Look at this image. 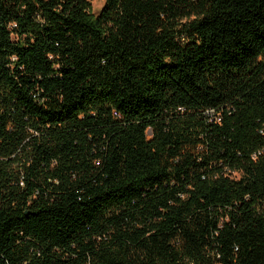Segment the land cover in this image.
I'll return each instance as SVG.
<instances>
[{
  "label": "trees",
  "instance_id": "1",
  "mask_svg": "<svg viewBox=\"0 0 264 264\" xmlns=\"http://www.w3.org/2000/svg\"><path fill=\"white\" fill-rule=\"evenodd\" d=\"M0 264H264V0H0Z\"/></svg>",
  "mask_w": 264,
  "mask_h": 264
},
{
  "label": "rangeland",
  "instance_id": "2",
  "mask_svg": "<svg viewBox=\"0 0 264 264\" xmlns=\"http://www.w3.org/2000/svg\"><path fill=\"white\" fill-rule=\"evenodd\" d=\"M90 2V9L94 15H97L100 10L102 9L105 0H89ZM235 175L238 177L239 174L235 173Z\"/></svg>",
  "mask_w": 264,
  "mask_h": 264
}]
</instances>
